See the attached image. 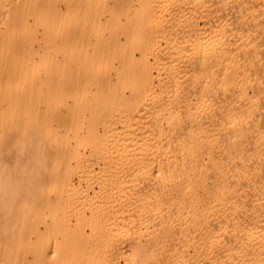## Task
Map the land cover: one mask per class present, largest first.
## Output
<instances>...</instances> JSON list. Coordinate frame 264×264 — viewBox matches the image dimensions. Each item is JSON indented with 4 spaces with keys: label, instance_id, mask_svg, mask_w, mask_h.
<instances>
[{
    "label": "bare ground",
    "instance_id": "obj_1",
    "mask_svg": "<svg viewBox=\"0 0 264 264\" xmlns=\"http://www.w3.org/2000/svg\"><path fill=\"white\" fill-rule=\"evenodd\" d=\"M57 1L0 0V264H264V0Z\"/></svg>",
    "mask_w": 264,
    "mask_h": 264
},
{
    "label": "rangeland",
    "instance_id": "obj_2",
    "mask_svg": "<svg viewBox=\"0 0 264 264\" xmlns=\"http://www.w3.org/2000/svg\"><path fill=\"white\" fill-rule=\"evenodd\" d=\"M133 3H136V1H134ZM57 7H58V9L61 11V13H63L64 14V17L65 18H68V15H69V13H70V11H68V9L66 8V4H65V2L63 1V0H59V1H57ZM79 14L77 15V18H76V20H78V21H80V22H85L84 21V18L82 17V15L80 14V12H78ZM115 16H116V18H117V23H118V25H120L121 27H124V26H128V25H130V23H131V17L129 16V15H127V13H119V14H115ZM189 17H191V15H189ZM41 34H42V31H40L39 29H38V31H37V36L35 37V43L33 44V46H34V49L35 50H39V53H41L42 52V48H43V46H44V44H41L40 42H43L42 40H41ZM59 36V35H58ZM121 43H125L124 42V39L123 38H121ZM41 44V45H40ZM38 45H40V46H38ZM263 47H264V45H263ZM263 52V56H264V51H262ZM43 53V52H42ZM84 54V52L82 53V55ZM136 57V56H135ZM137 58V57H136ZM35 60H37V59H35Z\"/></svg>",
    "mask_w": 264,
    "mask_h": 264
}]
</instances>
